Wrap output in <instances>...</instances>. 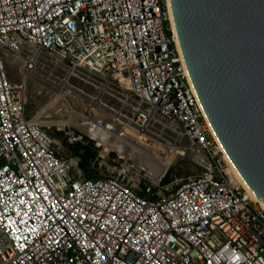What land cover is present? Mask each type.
<instances>
[{"label": "built area", "instance_id": "2783aa9c", "mask_svg": "<svg viewBox=\"0 0 264 264\" xmlns=\"http://www.w3.org/2000/svg\"><path fill=\"white\" fill-rule=\"evenodd\" d=\"M45 66L108 113L81 122L106 171L95 179L55 149L47 108L25 116L26 75ZM184 69L165 0H0V264H264V212L230 183ZM167 125L198 174L172 187L137 158L118 164L116 146Z\"/></svg>", "mask_w": 264, "mask_h": 264}, {"label": "water", "instance_id": "95a60500", "mask_svg": "<svg viewBox=\"0 0 264 264\" xmlns=\"http://www.w3.org/2000/svg\"><path fill=\"white\" fill-rule=\"evenodd\" d=\"M188 79L215 138L264 209V0H168Z\"/></svg>", "mask_w": 264, "mask_h": 264}, {"label": "rangeland", "instance_id": "374dc122", "mask_svg": "<svg viewBox=\"0 0 264 264\" xmlns=\"http://www.w3.org/2000/svg\"><path fill=\"white\" fill-rule=\"evenodd\" d=\"M5 70L7 79L10 82H17L21 79L17 66L14 63L6 61ZM41 70L38 72L31 71L26 75L25 86L28 103L25 107V116L31 117L48 102L51 101L53 104L54 102L52 101L54 99L57 100L54 107L51 104L52 107L49 106L40 116L43 128L56 143L55 149L58 148V152L62 157H77L79 159L78 155L73 154L70 146L80 143L87 147L89 151L95 152L94 157H96L99 149L95 148L93 143L84 136L85 129L81 125V122L84 120V117H94L96 115L107 117L108 113L100 109L91 111L90 101L85 95L91 96L94 93L81 82L76 80L69 81L72 88L68 89L65 85L61 86L62 82L60 81L63 79V72L61 70H52L49 66H45ZM64 92H68L69 94L63 95ZM101 102L107 106H114L113 101L105 97L101 99ZM61 122H66L65 126L62 125L60 127ZM151 133L145 138L129 137L128 146L124 148L125 154H122L121 160H117L118 164L136 166V162L138 161L145 167L146 165L135 152L139 148L138 151L146 154L151 161L160 162L162 171L160 170V173L157 175L166 178V183L172 187L183 182L187 177L199 173L200 168L194 162L195 154L189 146V141L183 136L180 126L167 125L164 128L154 129ZM70 135L73 137L81 136V140L70 144L66 141V138ZM129 145L134 146L136 149L131 150ZM94 157L88 160V170L101 176L106 171L104 167L97 165L100 158H97L95 161ZM109 159H116L114 153H109ZM108 163L110 164V161ZM147 170L150 171L149 168Z\"/></svg>", "mask_w": 264, "mask_h": 264}, {"label": "bare ground", "instance_id": "6f19581e", "mask_svg": "<svg viewBox=\"0 0 264 264\" xmlns=\"http://www.w3.org/2000/svg\"><path fill=\"white\" fill-rule=\"evenodd\" d=\"M165 7H166V11H167V19H168V23H169V28L171 30V32L173 33V36H174V44H175V47H176V50H177V53L179 55V59L181 61V63H183L182 61V58H181V55H180V52H179V49H178V45H177V41L175 39V34H174V29H173V24H172V20H171V15H170V10H169V4H168V0H165ZM185 70V69H184ZM185 74L187 75L186 71H185ZM188 82L190 83L189 79H188ZM191 86V84H190ZM192 88V86H191ZM64 94H67V92H64ZM198 101V100H197ZM50 102H48L45 106H43L42 108H40V112L45 109V108H48L50 106ZM199 104V103H198ZM200 106V105H199ZM201 108V107H200ZM202 111V110H201ZM203 113V112H202ZM204 116V115H203ZM206 120V119H205ZM207 122V121H206ZM41 125L43 124L42 121L39 122ZM62 127L65 126L66 122H61L60 123ZM208 124V123H207ZM209 125V124H208ZM58 127V126H57ZM210 127V126H209ZM211 129V128H210ZM216 139V138H215ZM102 140L100 139L99 142H101ZM216 142L218 144V147L222 153V158L226 164V167H225V174L227 175L230 183L234 186H238L240 187L241 189H243L245 195L251 200L253 201L254 203L258 204L260 210H262L264 212V209L263 207L260 205L261 204V201L259 199H257L253 193L250 191V189L245 185V183L243 182V180L241 179V177L239 176V174L237 173V171L235 170V168L232 166V164L230 163L229 159L226 157L225 153L223 152L221 146L219 145L217 139H216ZM128 143L129 141H125V145L124 146H116V151L119 153V154H125L124 153V148L126 146H128ZM129 147L131 148V150H135L136 148L134 146H130ZM139 148H137V150H135L136 154L138 155V157H140V159H142L143 163L146 165L145 167L149 168L150 171L152 172V174H159L160 173V170H161V165L157 162H153L151 161L148 156H146V154H143V152H139L138 151ZM141 151V150H140ZM171 156V155H170ZM174 156V155H173ZM195 159V157H194ZM171 160V159H170ZM157 161V160H156ZM168 163V162H167ZM170 163V162H169ZM163 164V163H162ZM164 166V165H162ZM162 171V170H161Z\"/></svg>", "mask_w": 264, "mask_h": 264}, {"label": "trees", "instance_id": "16d2710c", "mask_svg": "<svg viewBox=\"0 0 264 264\" xmlns=\"http://www.w3.org/2000/svg\"><path fill=\"white\" fill-rule=\"evenodd\" d=\"M71 151L73 154L78 155L79 157V166L83 171L85 178H92L95 179L98 175L95 172H91L88 170V160L92 159L95 155V152L89 151V149L80 143H75L70 146ZM162 182L166 183L167 179L162 178Z\"/></svg>", "mask_w": 264, "mask_h": 264}]
</instances>
